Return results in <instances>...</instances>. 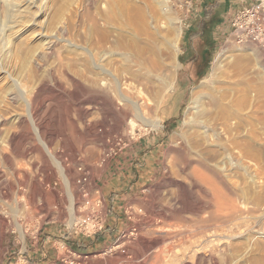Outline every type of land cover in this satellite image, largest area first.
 I'll return each instance as SVG.
<instances>
[{"label": "rangeland", "instance_id": "obj_1", "mask_svg": "<svg viewBox=\"0 0 264 264\" xmlns=\"http://www.w3.org/2000/svg\"><path fill=\"white\" fill-rule=\"evenodd\" d=\"M229 2L235 10L256 0H0V264L43 230L97 229L106 217L100 185L126 159H154L158 171L140 173L142 190L114 242L81 264H264V61L230 27ZM205 16L220 28L225 20L227 33L206 74L181 90L183 24ZM204 44L194 39L197 51ZM221 50L195 118L201 126L173 141ZM166 116L178 120L168 133ZM137 145L152 159L133 156ZM68 178L79 191L77 221Z\"/></svg>", "mask_w": 264, "mask_h": 264}, {"label": "crops", "instance_id": "obj_2", "mask_svg": "<svg viewBox=\"0 0 264 264\" xmlns=\"http://www.w3.org/2000/svg\"><path fill=\"white\" fill-rule=\"evenodd\" d=\"M230 3L231 2L228 3L227 7L229 8L225 13H231L232 17H235L242 9L246 8L245 6L232 10L230 8ZM251 4L249 3V6ZM215 7L216 5L212 4L208 6L205 5V9L208 11L205 12V15H210V10ZM199 8L201 7L197 5L196 12L204 11V9ZM196 15L197 13H195L194 17ZM224 18L226 19L225 16ZM224 23L225 20L221 22V25H223L221 28L219 27L220 25H213L211 21L208 20V16H205V18L201 17V19L196 21L191 17L185 21L183 24L184 39L182 41V50L179 57L181 71L178 72L176 78L177 88L185 90L196 77L200 78L206 74L211 57L215 53L214 49L217 43H220V39H218L220 36L219 33H227L228 26H224ZM230 27H233V21L231 22ZM199 36H205V44L203 45L204 47L202 50L197 51L194 47V39ZM167 103H169L170 107L172 101H167ZM168 110L163 111L167 113ZM162 122L163 125H161V127L165 128L168 133V131H172L178 120L175 119V116H166ZM153 139L159 141L161 136L157 134ZM143 146L144 147L140 149L141 145H137V152L135 149L132 150L133 156H136L137 154L141 156L143 160L144 156L148 155L149 159H152V156L154 155L152 154L153 150L145 149L147 145ZM139 149L143 151L142 154ZM132 160L133 159L122 160V163H120L122 164V167L118 165L113 169L115 175L100 185L103 199L106 204V217L101 228L95 230L93 233L73 230L68 227L61 230L62 234H56L53 229H48L47 231L43 230L40 239L37 240V242L32 241L31 244H27L24 251L19 252V255H21L18 256V258H14L15 261L13 260L8 264H18L22 260L31 264L58 263L62 254L68 255L71 251L86 254L89 258L94 256L96 252L109 247V245L114 242L113 238L115 236V231L122 225V220H124L123 216L127 213V206L132 203L131 201L138 199L135 190H142V183H139V179L142 177L140 173L158 171V166L154 159L153 163H149L148 166H145L144 163L132 164ZM123 172L126 173L123 175ZM129 172H139L136 177L137 180L133 179V177L129 175ZM121 173L123 176H121ZM116 175H119V178L115 177ZM115 178L118 180L122 178V180L118 182ZM126 180H128V182H126ZM125 200L127 201L125 202ZM88 258L84 263L89 262Z\"/></svg>", "mask_w": 264, "mask_h": 264}, {"label": "bare ground", "instance_id": "obj_3", "mask_svg": "<svg viewBox=\"0 0 264 264\" xmlns=\"http://www.w3.org/2000/svg\"><path fill=\"white\" fill-rule=\"evenodd\" d=\"M178 37H180V32H178ZM175 36V35H174ZM179 40V39H178ZM50 45V44H49ZM176 47H177V50H178V46H177V43H176ZM222 51V50H221ZM224 51L223 50L216 58H215V61L213 63V66L211 68V72H210V76L207 77L205 80L202 81V83L195 87L193 89V92H192V97H191V100L189 102V105L185 111V115H184V118L182 120V124H181V131L178 133H175L173 134L172 136V140H176L177 136L176 134H180V135H183L187 130H189L193 125H196L198 124L196 121V116H197V113L199 111V107H200V100H201V97L202 95L205 93V90H208L209 86L211 85L212 83V79L219 73V70L221 68V65H222V56L224 54ZM253 53V52H251ZM168 78V77H167ZM175 78V77H174ZM174 78L171 80L170 79H167L166 81V90H168L169 88L172 87L173 85V82H174ZM152 105V104H151ZM114 108H117L116 110L119 112V114L121 113L124 117L127 116V113L126 111H124L121 106L119 107H116L114 105ZM137 110V109H135ZM138 111V110H137ZM31 113V112H30ZM136 113V112H135ZM139 113V111L137 112ZM141 113L139 114H136V115H140ZM141 116V115H140ZM145 116H141V118H139V120L143 119ZM158 117V116H157ZM128 118V117H127ZM126 118V119H127ZM133 119V118H132ZM145 119V118H144ZM146 120V119H145ZM151 120V118H150ZM149 122V121H148ZM145 123V122H144ZM133 124V122H132ZM149 124H151V126H153L154 128L156 127H160V121L159 119H155L153 121H151ZM199 125V124H198ZM201 126V125H199ZM198 126V127H199ZM195 165V164H194ZM199 165V164H198ZM204 167V166H203ZM199 168V167H198ZM205 171V170H204ZM193 174L195 177H198L201 174V172L199 171V169H194L193 171ZM202 179V178H201ZM74 179L73 178H68L66 180V191H67V198L69 200V205H67V210H68V213L69 215L72 217V220L74 221H77L78 217H76V213H77V198L78 197V194H79V191H78V187H77V184L73 181ZM28 204V203H27ZM87 205V204H86ZM81 206V205H80ZM40 208H45L44 205L40 206ZM80 221V220H79Z\"/></svg>", "mask_w": 264, "mask_h": 264}, {"label": "built area", "instance_id": "obj_4", "mask_svg": "<svg viewBox=\"0 0 264 264\" xmlns=\"http://www.w3.org/2000/svg\"><path fill=\"white\" fill-rule=\"evenodd\" d=\"M233 27L235 28L234 31L239 41H251L260 49L264 61V0H256L250 7L242 9L236 15L233 21ZM97 218L98 214H93L92 219L96 220ZM104 221L98 225L97 229L102 227ZM87 258L88 255L86 254L71 251L68 255L62 254L60 261L53 264H81ZM25 264L31 263L25 262Z\"/></svg>", "mask_w": 264, "mask_h": 264}, {"label": "trees", "instance_id": "obj_5", "mask_svg": "<svg viewBox=\"0 0 264 264\" xmlns=\"http://www.w3.org/2000/svg\"><path fill=\"white\" fill-rule=\"evenodd\" d=\"M202 77H200L199 79H201Z\"/></svg>", "mask_w": 264, "mask_h": 264}]
</instances>
